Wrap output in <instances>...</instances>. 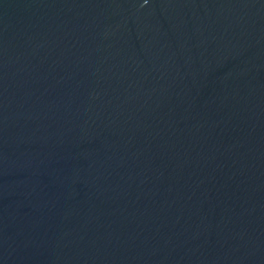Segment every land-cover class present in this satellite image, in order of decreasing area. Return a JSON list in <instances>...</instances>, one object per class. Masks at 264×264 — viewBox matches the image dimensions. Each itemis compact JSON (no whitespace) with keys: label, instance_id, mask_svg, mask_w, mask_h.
<instances>
[{"label":"water","instance_id":"95a60500","mask_svg":"<svg viewBox=\"0 0 264 264\" xmlns=\"http://www.w3.org/2000/svg\"><path fill=\"white\" fill-rule=\"evenodd\" d=\"M0 264H264V0H0Z\"/></svg>","mask_w":264,"mask_h":264}]
</instances>
